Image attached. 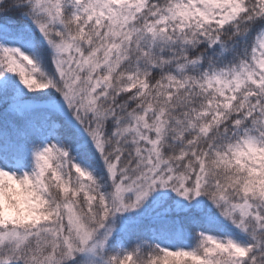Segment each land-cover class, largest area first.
Here are the masks:
<instances>
[{"label": "snow or ice", "instance_id": "obj_1", "mask_svg": "<svg viewBox=\"0 0 264 264\" xmlns=\"http://www.w3.org/2000/svg\"><path fill=\"white\" fill-rule=\"evenodd\" d=\"M0 264H264V0H0Z\"/></svg>", "mask_w": 264, "mask_h": 264}]
</instances>
